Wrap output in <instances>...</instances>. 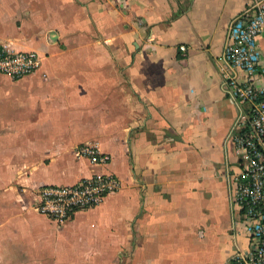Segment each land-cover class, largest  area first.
I'll return each mask as SVG.
<instances>
[{"label": "crops", "instance_id": "crops-1", "mask_svg": "<svg viewBox=\"0 0 264 264\" xmlns=\"http://www.w3.org/2000/svg\"><path fill=\"white\" fill-rule=\"evenodd\" d=\"M257 1L0 0V51L42 59L0 73V264H226L248 250L226 179L244 106L220 68ZM258 45L264 61V32ZM98 175L123 188L65 226L36 212L37 189Z\"/></svg>", "mask_w": 264, "mask_h": 264}, {"label": "built area", "instance_id": "built-area-1", "mask_svg": "<svg viewBox=\"0 0 264 264\" xmlns=\"http://www.w3.org/2000/svg\"><path fill=\"white\" fill-rule=\"evenodd\" d=\"M264 32V0L251 4L231 23L221 74L226 94L241 106L229 142L240 152L238 170L227 172L231 205L249 239L247 251L237 252L226 264H264V61L259 38ZM179 50L186 54L187 47ZM42 59L37 52L0 51V73L21 79L37 72ZM78 155L94 165H107L111 156L97 148L81 146ZM123 185L112 175H98L74 185L47 186L37 194V212L58 226L77 213L96 208Z\"/></svg>", "mask_w": 264, "mask_h": 264}, {"label": "rangeland", "instance_id": "rangeland-1", "mask_svg": "<svg viewBox=\"0 0 264 264\" xmlns=\"http://www.w3.org/2000/svg\"><path fill=\"white\" fill-rule=\"evenodd\" d=\"M45 187H47V186H44V187H41V188H39V189H43V188H45ZM39 189H37L36 191H35V193L33 194V205H34V207H35V210H36V212H37V209H40V201H39V197H38V194H37V192H38V190ZM39 214V213H38ZM41 215V214H40ZM43 216V215H42ZM43 217H45V216H43ZM47 218V217H46ZM47 219H49V218H47ZM50 220V219H49ZM50 221H52V220H50ZM53 223H55V222H53ZM56 225H57V223H55ZM67 223H65L64 225H62V226H65Z\"/></svg>", "mask_w": 264, "mask_h": 264}]
</instances>
